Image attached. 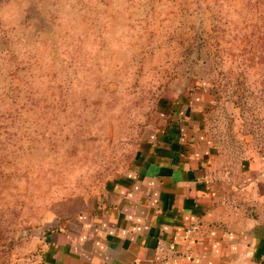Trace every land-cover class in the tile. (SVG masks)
Instances as JSON below:
<instances>
[{
	"label": "rangeland",
	"instance_id": "374dc122",
	"mask_svg": "<svg viewBox=\"0 0 264 264\" xmlns=\"http://www.w3.org/2000/svg\"><path fill=\"white\" fill-rule=\"evenodd\" d=\"M181 132L264 218V0H0V264Z\"/></svg>",
	"mask_w": 264,
	"mask_h": 264
},
{
	"label": "crops",
	"instance_id": "0c3cea01",
	"mask_svg": "<svg viewBox=\"0 0 264 264\" xmlns=\"http://www.w3.org/2000/svg\"><path fill=\"white\" fill-rule=\"evenodd\" d=\"M189 137L181 132L161 145L135 177L64 221L42 264H259L253 256L264 240L263 216L236 191L234 174L230 187L219 186L215 155ZM194 223L202 229L187 242ZM160 240L170 248L162 261Z\"/></svg>",
	"mask_w": 264,
	"mask_h": 264
},
{
	"label": "built area",
	"instance_id": "2783aa9c",
	"mask_svg": "<svg viewBox=\"0 0 264 264\" xmlns=\"http://www.w3.org/2000/svg\"><path fill=\"white\" fill-rule=\"evenodd\" d=\"M201 229L202 225L198 223L188 225L185 230V237L187 242L193 240ZM168 251H170V248L167 247L164 241L160 240L156 248V260H166L168 257H170Z\"/></svg>",
	"mask_w": 264,
	"mask_h": 264
},
{
	"label": "trees",
	"instance_id": "16d2710c",
	"mask_svg": "<svg viewBox=\"0 0 264 264\" xmlns=\"http://www.w3.org/2000/svg\"><path fill=\"white\" fill-rule=\"evenodd\" d=\"M264 254V240H262L259 244V249L253 256V259L257 261L259 264H263L264 260H261V256Z\"/></svg>",
	"mask_w": 264,
	"mask_h": 264
}]
</instances>
